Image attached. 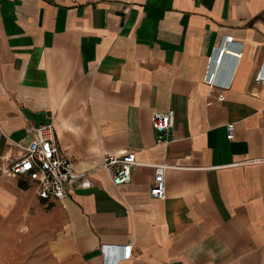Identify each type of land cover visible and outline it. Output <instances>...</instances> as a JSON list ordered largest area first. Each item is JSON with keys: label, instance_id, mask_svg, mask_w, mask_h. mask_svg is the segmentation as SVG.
I'll list each match as a JSON object with an SVG mask.
<instances>
[{"label": "crops", "instance_id": "1", "mask_svg": "<svg viewBox=\"0 0 264 264\" xmlns=\"http://www.w3.org/2000/svg\"><path fill=\"white\" fill-rule=\"evenodd\" d=\"M225 36L240 56L223 57L209 89L206 58ZM257 74L264 0H0V211L33 208L54 264H264ZM168 109L172 141L157 144L150 115ZM46 123L92 181L61 200L7 171ZM125 151L142 165L117 187L97 166ZM159 163L175 166L163 199L149 195Z\"/></svg>", "mask_w": 264, "mask_h": 264}, {"label": "built area", "instance_id": "2", "mask_svg": "<svg viewBox=\"0 0 264 264\" xmlns=\"http://www.w3.org/2000/svg\"><path fill=\"white\" fill-rule=\"evenodd\" d=\"M231 36H225L222 42L211 48L207 58L202 81L212 89L217 85V67L226 54L240 56V52L230 50L228 44ZM264 79V75L257 74L256 81ZM217 101L222 100V94L218 93ZM173 123V110L154 111L150 115V125L153 130L155 143L167 144L172 141L170 129ZM226 138L233 136V124L225 126ZM29 135L28 143L22 148V154L8 167V172L30 179L33 185V192L39 199L66 198L74 188H89L92 181L88 171H77L73 163L64 154L55 141V133L51 123L31 126L27 129ZM258 160H250L249 163H257ZM142 165L137 162L134 152L125 151L118 154L105 152L100 156L97 167L105 168L114 186H122L130 181L131 169L134 166ZM153 169L149 195L153 198L163 199L165 195L164 171L175 166L165 163L152 164ZM131 246L120 247L125 249L122 257L127 259ZM116 264V261L112 262Z\"/></svg>", "mask_w": 264, "mask_h": 264}, {"label": "rangeland", "instance_id": "3", "mask_svg": "<svg viewBox=\"0 0 264 264\" xmlns=\"http://www.w3.org/2000/svg\"><path fill=\"white\" fill-rule=\"evenodd\" d=\"M39 222L33 208L0 211V264H54Z\"/></svg>", "mask_w": 264, "mask_h": 264}]
</instances>
